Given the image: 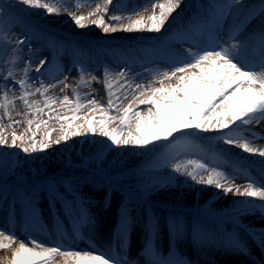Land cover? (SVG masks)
<instances>
[{
  "label": "snow or ice",
  "instance_id": "snow-or-ice-1",
  "mask_svg": "<svg viewBox=\"0 0 264 264\" xmlns=\"http://www.w3.org/2000/svg\"><path fill=\"white\" fill-rule=\"evenodd\" d=\"M148 3L151 4L150 14L145 16L137 13L133 18L109 15L113 0H103V3L96 4L87 15L69 11L65 0H0V161L8 157V163L12 164L11 158L16 156L14 163L18 165L20 153L28 156L43 153L52 145L66 144L74 137L87 135L106 138L100 144V152L109 146L148 149L158 144L167 145L156 165H170V176H183L185 182L214 186L225 195L234 193L245 198L234 209L238 215L233 216V222L264 254V228L255 229L239 221V215L259 213L264 216V179L257 180L245 170L248 183L243 189L230 183L236 177L219 167L220 161L228 163L230 160L226 159V151L214 154L213 159L218 163L213 165L203 162L201 158H182L193 149L205 151L196 144V139L201 138V133L210 132L216 133L215 139L224 145L235 146L245 153L264 158V145L254 146L252 143L254 139H264V133L256 132L251 127L253 124L264 123V28L249 37L243 35L253 19L264 15V4L257 10L245 9L243 0H213L209 11L203 15L193 14L188 25H182L178 30L184 33L195 31L197 35L208 31L209 39L194 40L187 50L178 52L164 70L145 69L152 76L147 83H135L141 73L133 74L127 65L119 68V71L105 65L102 78L89 73L88 79H85L87 69L80 64L75 84L66 83L67 77L55 84H45L43 79H39V74L49 62L47 59H41L36 65L35 78L30 75L33 57L38 52L31 40L37 37L51 41V34L35 25H28L17 6H26L30 12L41 11L45 16L59 15L63 11L76 27L94 25L102 28L105 34L141 30L160 33L182 0H163L160 3L148 0ZM79 6L77 2L76 7ZM118 8L120 11L136 12V9L129 10L127 6ZM229 17L233 18L231 23H228ZM123 20L128 22L121 23ZM20 23L29 26V31L24 35L14 31ZM51 45L55 47V42L51 41ZM25 48L28 52L26 60L23 59ZM21 61L24 67L17 78ZM4 68H7L6 74ZM93 82L103 85L106 105L94 97L81 102L83 96L91 94L82 93L81 87H91ZM61 83L64 84L61 92L72 88L71 98L67 94L62 98L48 95L51 89ZM128 90L135 95L127 106L118 108L120 93L123 92L127 99ZM37 95L41 99H32ZM17 101L21 102L24 111H16ZM141 105L147 106L146 111L140 110ZM85 108L88 111L80 115ZM114 111H118L119 115H113ZM14 115L23 119H14ZM21 125L24 130L17 133L15 128ZM9 129L12 131L9 132ZM53 133H56L55 137ZM260 175L264 178V169ZM66 183L71 188L73 181ZM162 186L165 185L159 181L153 184V187ZM48 192L52 200L51 207L54 208L55 202L59 200L64 213L77 226L76 234L79 235V226L91 221L86 202L79 198L66 200L52 183L48 184ZM37 194V187L34 186L31 193L22 198L21 210L29 223L37 222ZM132 196V193L128 194L118 212L117 236L121 251H124L123 241L136 219L133 215L136 209L131 206ZM6 199V196H0V211H3L2 203ZM109 200L110 196L106 195L105 202ZM15 213L16 201L13 200L6 212L8 228L0 229V249L11 248V254L10 258H0V264H55L57 257L62 258L61 264H136L126 254L72 250L74 241L67 239L59 230L55 235L48 236L49 244L54 246H48L29 234L27 242L22 239L13 247L17 239ZM160 227L156 219L144 222V240L140 253L144 264H196L172 250L165 254L155 246L154 238L159 234ZM167 227L177 240L188 234L178 217L170 218ZM200 233V226L196 225L191 236L203 244ZM208 243H214L221 250L233 254L250 255L247 239L235 230L223 236L218 232L211 233ZM253 264H264V260H253Z\"/></svg>",
  "mask_w": 264,
  "mask_h": 264
},
{
  "label": "rangeland",
  "instance_id": "rangeland-1",
  "mask_svg": "<svg viewBox=\"0 0 264 264\" xmlns=\"http://www.w3.org/2000/svg\"><path fill=\"white\" fill-rule=\"evenodd\" d=\"M158 1L160 0L154 2ZM77 2L82 3L86 9L84 15H87L96 7V4L103 3V0H91V2L89 0H71L70 4H66L69 11L80 15L82 12L79 7H76ZM147 3L148 0H113L109 15H120L121 13L128 15L131 12L120 11L118 6H127L128 8L135 4L134 9L137 11L134 13H142L146 16L151 12L150 3L148 5ZM212 3L213 0H182L180 7L172 14L160 33L141 30L117 31L108 34H105L102 28L94 25L85 28L76 27L68 14L63 11L59 15L45 16L41 11L30 12L26 6H17V10L28 21V25H35L43 29L45 33L51 34V41L55 42V47H53L47 38L33 37L31 43L38 52L33 57L30 75L35 78L37 76L36 65L41 59H47L49 62L39 74V79H43L45 84L64 81L65 76L68 77L66 83L75 84L80 64H83L87 69L85 79H88L89 73L94 74L95 72L98 73V77L102 78L105 65L116 71L127 65L132 69L133 74L141 73L135 83H147L152 79V76L146 73L145 69L164 70L169 66L171 60L176 58L178 52L187 50L194 40L207 41L209 39L208 31H205L203 35H197L195 31L184 33L178 30L182 25H188L189 18L193 14L203 15L209 11V5ZM262 4H264V0H243L245 9L259 10ZM144 8L145 11L141 10ZM260 16L258 15L251 21L245 32L251 29ZM231 22L232 18L229 17L228 23ZM28 25L20 23L14 31L24 35L29 31ZM262 28H264V24L261 25ZM165 32L166 34H164ZM171 35L181 37L180 39L184 41L181 45L184 46L172 47ZM74 50L77 51L74 52ZM23 59H28L27 48H25ZM77 60H79V64ZM23 67L21 61L18 65L17 78L22 74ZM94 68L97 70L94 71ZM255 70L259 71L260 69L256 68ZM3 71L6 74L7 68H4ZM75 73L73 79L69 78ZM62 88H64V84H58L49 91L48 95H55L58 98H62L64 94L70 98L73 96L71 87L65 89L64 92H61ZM80 90L82 93H91L82 97V103L94 97L101 104L106 105L107 97L101 83L93 82L91 87L82 86ZM120 95L121 101L118 108L127 106V101L131 100L135 93L128 90L127 99L124 98L123 92ZM32 99L39 100L41 97L37 95ZM146 109V105L140 106L141 111H146ZM16 111H24L19 101L16 104ZM87 111V108L83 109L80 115ZM112 114L119 115V112L114 111ZM14 119L22 120L23 117L14 115ZM4 122L8 123L7 120ZM23 130V125L15 128L17 133ZM8 131L11 132L12 129ZM125 132H127V128ZM55 135L56 133H53V137ZM216 135L212 132L201 133V138L196 139V144L205 151L193 149L182 158H201L203 162L213 165L218 163L216 159H213L214 154L218 155L220 152L226 151V159L230 158V160L228 163L220 161V170L236 177L231 180L235 181L241 189L248 183L245 178V170L257 180L264 179L260 175L261 170L264 169V163H262L264 158L245 153L235 146L224 145L222 141L215 139ZM37 138H39V133ZM105 140L106 138L100 136H78L66 144L52 145L43 153H35L31 156L20 153L18 165L14 163L17 159L16 156L11 158L12 164L8 163V157H4L3 161H0V173L4 175L0 179V196L7 198L2 203L3 211H0V229L8 228L7 207L15 200L14 224L17 239L13 242V247L22 239L27 242L29 234L37 240L45 242L48 246H54L49 244L48 236L55 235L59 230L64 233L67 239L74 241L72 250H100L109 254H126L127 258L131 260L135 255L130 251L132 248V251L139 252V261L144 264V258L140 255L144 240V222L147 219H156L161 227L159 234L154 238V244L165 254L172 250L178 255L186 256L196 264H207L204 261V255L210 252L215 255L221 254L220 252L227 253L229 258H231L229 255H232L234 258L228 261L230 264H240L241 262L253 264L252 257L255 258V261L264 260V254L260 249L233 222V216L238 215L234 209L238 206L239 201L245 199L244 197L232 196L225 203H217L222 190H217L214 186L197 185L191 181L185 182L183 176H170L169 173L172 171L170 165L167 167L156 165L157 159L165 153L167 145L158 144L155 148L149 147L148 149L133 146L120 148L109 146L100 152V144ZM258 140L262 139L252 141L254 146H260L257 143ZM4 151L17 150L5 149ZM69 180L73 181L71 188L66 183ZM156 181L165 186L153 187ZM49 183H52L56 191L66 200L79 198L86 202L91 221L79 226V235L76 234L77 226L73 220L64 213L61 202L57 200L55 207H51L52 200L48 192ZM34 186L37 187L38 192L36 197L38 215L37 222L29 223L21 210L22 198L24 195L30 194ZM129 193L133 194L131 206L136 209L133 213L136 219L128 236L123 241L124 251H121L117 236L118 212L121 202ZM106 195L110 196L107 203L105 202ZM174 216L180 219L185 226V232L188 233L180 240H177L167 227V222ZM256 217L260 218L258 213L239 215V221L243 225L260 229L263 224L257 222ZM196 225L200 226L203 244L191 236L192 229ZM233 230L239 232L242 238L247 239L250 255L233 254L221 250L214 243H208L211 233L218 232L223 236ZM4 250L10 251L11 254V248L0 249V252ZM61 262L62 258L57 257L55 264H61Z\"/></svg>",
  "mask_w": 264,
  "mask_h": 264
},
{
  "label": "bare ground",
  "instance_id": "bare-ground-1",
  "mask_svg": "<svg viewBox=\"0 0 264 264\" xmlns=\"http://www.w3.org/2000/svg\"><path fill=\"white\" fill-rule=\"evenodd\" d=\"M153 2L155 1V0H152ZM160 2H163V0H160V1H158V2H155V3H160ZM65 3L66 4H70L71 3V0H65ZM137 3V2H136ZM135 4H133V5H131V7H128V9L129 10H131V9H134L135 8V6H134ZM147 5H148V3H147ZM150 6H151V4H150ZM146 8V7H145ZM145 8L144 9H141V10H143V11H145ZM79 10H81L80 12H82V14H85V7L82 5V3L80 2V6H79ZM140 10V9H139ZM137 11V10H136ZM157 11H158V9H157ZM129 12H131V11H129ZM121 16H132L133 18H135L136 17V13H134V12H131V13H129L128 15H124V14H120ZM141 15H142V13H141ZM232 18V17H231ZM233 19V18H232ZM128 21L127 20H123V21H121V23H127ZM262 24H264V15H261L260 17H259V19L251 26V29L249 30V31H246L245 33H243V35L245 36V37H249L250 36V34H253V33H257L260 29H261V25ZM226 28V27H225ZM95 31V30H94ZM126 32V31H125ZM164 34H166V32L164 33ZM167 35H169V33H167ZM181 37H178V35L177 36H170V39H171V42L173 43L172 44V47H175V48H177V47H182V46H184V45H181L184 41L182 40V39H180ZM207 39V38H206ZM177 46V47H176ZM95 69L96 68H94V71H95ZM97 70V69H96ZM97 74L98 73H94V74H91V75H95V76H97ZM75 75H76V73L75 74H73V76H69V78H72L73 79V77H75ZM76 76H78V74L76 75ZM65 77H67V76H65ZM88 77V76H87ZM98 77V76H97ZM68 78V77H67ZM129 102V100L127 101V103ZM123 103V102H122ZM252 128H253V130L254 131H256V132H261V133H264V123H261V124H259V125H256V124H253L252 126H251ZM257 143H259L260 144V146L261 145H264V139H262V140H258L257 141ZM230 183H232V184H237L235 181H230ZM232 196H237V195H235L234 193H228L227 195H225V194H223V193H221V195H220V197L218 198V202L217 203H225L226 201H228ZM249 199H251V198H249ZM258 216L260 217V218H258V217H256V220H257V222H261L263 225H262V228H264V216H261L259 213H258ZM244 218H246V217H244ZM252 225H255L254 223H251ZM133 254H135L134 256H132V258H131V260L132 261H134V262H136V264H142L140 261H139V256H138V254H139V252L138 251H132V248H131V250H130ZM100 252H104V251H100V250H97L96 251V254H100ZM221 254H219V255H215L213 252H210V253H205V257H204V261L205 262H207V264H230L228 261L229 260H231V258H234L232 255H229L231 258H229V257H227L228 256V254L227 253H222V252H220ZM4 257H9L10 258V251H8V250H4V251H1L0 252V258H4ZM252 260H255V258H251ZM238 261V260H237ZM240 264H244V262H241ZM245 264H251V263H245Z\"/></svg>",
  "mask_w": 264,
  "mask_h": 264
},
{
  "label": "trees",
  "instance_id": "trees-1",
  "mask_svg": "<svg viewBox=\"0 0 264 264\" xmlns=\"http://www.w3.org/2000/svg\"><path fill=\"white\" fill-rule=\"evenodd\" d=\"M3 176H4V175L0 173V179H1V177H3ZM38 184H39V183H38Z\"/></svg>",
  "mask_w": 264,
  "mask_h": 264
}]
</instances>
